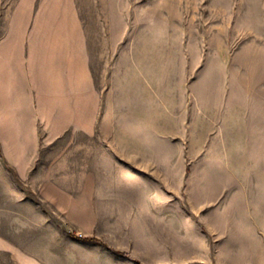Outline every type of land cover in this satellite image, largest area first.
<instances>
[{"label": "rangeland", "instance_id": "374dc122", "mask_svg": "<svg viewBox=\"0 0 264 264\" xmlns=\"http://www.w3.org/2000/svg\"><path fill=\"white\" fill-rule=\"evenodd\" d=\"M11 20L37 47L68 37L99 102L62 108V166L40 151L17 173L2 157L6 238L58 264L62 245L117 251L156 229L209 244L191 253L204 264H264V0H2L0 35Z\"/></svg>", "mask_w": 264, "mask_h": 264}, {"label": "crops", "instance_id": "0c3cea01", "mask_svg": "<svg viewBox=\"0 0 264 264\" xmlns=\"http://www.w3.org/2000/svg\"><path fill=\"white\" fill-rule=\"evenodd\" d=\"M1 4L2 0L0 7ZM14 24H16L14 21H9L7 25L9 31L0 35V142L2 145L0 168L7 171V167L2 162L4 157L7 164L17 173L33 171L35 156H38L40 151L45 155L48 153L50 156L59 157L55 161L62 166V108L81 106L84 96L89 91L92 96V106L97 109L98 90L93 87L89 73L87 71L84 73L80 52L78 54L75 52L72 56L68 37L66 40L63 39L64 42H58L53 47L47 40L42 39V43L38 44L40 47H37L33 36L29 35L31 26L24 22L20 23V27L24 29L20 36L14 30ZM62 50L66 51L65 55ZM84 78L87 81L86 87ZM24 115L30 130L27 128L26 131H16V123L20 124L22 121L18 119L16 121V118H22ZM40 120L44 125L49 126V131L44 132L42 137L33 130L35 123ZM92 122H94L93 118ZM51 125L56 126L57 130L51 131ZM87 134L98 135L93 131ZM40 139L44 142L43 148L39 147ZM152 199L154 201L158 199L161 203L162 191L159 190V194H155ZM128 201L137 202L135 199ZM137 209L139 208L131 210ZM1 210L0 207V264H52L50 259L35 256L34 247L28 249L27 246H20L5 237L15 234L16 229L2 228ZM158 210L162 211L160 208ZM9 211L11 220L13 214L11 210ZM16 219L15 217L14 220ZM171 232L170 235H179L176 229H171ZM126 235H129V232ZM145 235L153 236L154 239L139 238L137 243L132 244L127 240L125 245L117 247V251L108 245L92 243L77 244L75 250H67L66 246L62 245V259L58 264H180L184 261L186 264L190 262L204 264L205 261L208 262L209 255L205 259L204 255L191 253L206 251L209 253V244H167L162 237L169 234L156 229L141 236ZM44 248L42 251H50ZM118 252L127 253L131 259ZM179 253H188L187 259L180 261Z\"/></svg>", "mask_w": 264, "mask_h": 264}]
</instances>
